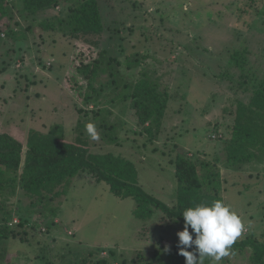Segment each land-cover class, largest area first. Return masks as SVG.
<instances>
[{
  "label": "rangeland",
  "instance_id": "obj_1",
  "mask_svg": "<svg viewBox=\"0 0 264 264\" xmlns=\"http://www.w3.org/2000/svg\"><path fill=\"white\" fill-rule=\"evenodd\" d=\"M7 1L14 32L0 33V135L22 145L21 165L30 131L61 127L69 142L86 137L91 154L133 162L138 186L172 207L176 155L204 159L218 169L220 196L245 225L236 242L264 243V154L237 170L227 166L225 154L236 104L248 102L264 76V0H95L103 27L98 47L40 27L63 16L70 2L32 16L20 0ZM100 51L119 62L124 80L132 83L144 73L169 93L152 138L114 92L86 105L69 88L68 79L71 87L79 83L70 67L88 64ZM129 60L138 63L127 67ZM78 123H93L99 138L92 140L83 126L81 135ZM72 182L65 195L41 204L30 202L20 187L14 195L5 191L0 208L12 218L13 230L27 236L0 244V264H77L89 252L111 264H140L139 252L147 260L166 246L178 248L176 234L184 226L177 220L157 209L151 219L136 220L134 199L117 198L86 172ZM21 221L26 226L17 227ZM251 254L249 247L231 249L220 264H252Z\"/></svg>",
  "mask_w": 264,
  "mask_h": 264
},
{
  "label": "trees",
  "instance_id": "obj_2",
  "mask_svg": "<svg viewBox=\"0 0 264 264\" xmlns=\"http://www.w3.org/2000/svg\"><path fill=\"white\" fill-rule=\"evenodd\" d=\"M67 1L71 3L67 12L42 23V30H55L70 39H82L93 47H98L97 38L101 36L103 27L95 0H20V3L25 14L41 16ZM12 11L13 8L7 0H0V33H5L7 37H11L14 32L10 27ZM137 63L129 60L126 64L127 67H132ZM119 66L116 59L100 51L98 57L91 59L88 64L81 62L70 67L76 73L79 83H74L71 87L68 79L69 88L77 90L78 101L86 105L92 101L99 104L106 94L114 92L120 101L128 103V108L133 111L138 124L152 138L153 133L158 134L160 131L170 95L157 80L144 73L132 83L124 80ZM102 78L105 79L101 80ZM81 81L85 84L84 90H81ZM233 116L225 154L227 166L237 170L264 154V76L252 87L248 102H237ZM77 125L79 133L83 135L80 132L83 124ZM21 154L22 145L19 142L7 134L0 135L2 200L5 199V191L9 190V194L14 195L17 187L22 189L25 197L34 202L33 204L55 200L65 195L70 183H73L72 180L84 172L106 183L117 198L134 199L132 216L136 220L151 219L157 209L184 226V210L202 203L211 206L213 201L222 200L218 169L204 159H192L185 153L177 154L174 160L176 200L172 207L159 202L138 186V173L133 162L111 153L91 154L86 137L83 140L79 138L77 142H69L63 138L61 127L51 128L47 134L30 131L23 165ZM9 216L4 207L0 208V244L9 238L25 242L27 233L14 231L12 218ZM25 224L21 221L17 227H24ZM189 232L192 234L190 228ZM247 247L252 250L251 263L264 264V243L247 239L232 245L233 250ZM178 252V248L168 252L154 251L147 260L139 252L136 260L140 264H185V258ZM47 264H50L49 259ZM77 264L111 263L96 253L89 252Z\"/></svg>",
  "mask_w": 264,
  "mask_h": 264
},
{
  "label": "clouds",
  "instance_id": "obj_3",
  "mask_svg": "<svg viewBox=\"0 0 264 264\" xmlns=\"http://www.w3.org/2000/svg\"><path fill=\"white\" fill-rule=\"evenodd\" d=\"M85 131L92 140L99 138L93 123L86 124ZM182 217L184 228L176 235L178 254L185 258V264H203L206 258L212 264H220L224 257L230 255L232 245L245 229L242 219L222 200L213 201L211 206L202 203L187 208ZM189 248L194 250L190 252ZM169 250L167 246L164 249L165 252Z\"/></svg>",
  "mask_w": 264,
  "mask_h": 264
}]
</instances>
